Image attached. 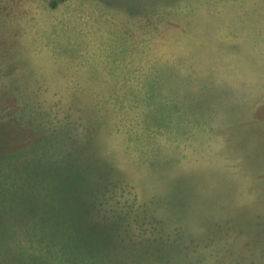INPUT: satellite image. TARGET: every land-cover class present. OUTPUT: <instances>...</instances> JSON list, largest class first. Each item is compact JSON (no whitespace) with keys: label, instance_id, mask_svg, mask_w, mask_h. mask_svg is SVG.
Here are the masks:
<instances>
[{"label":"rangeland","instance_id":"1","mask_svg":"<svg viewBox=\"0 0 264 264\" xmlns=\"http://www.w3.org/2000/svg\"><path fill=\"white\" fill-rule=\"evenodd\" d=\"M55 1L0 0V264H264V0Z\"/></svg>","mask_w":264,"mask_h":264},{"label":"trees","instance_id":"2","mask_svg":"<svg viewBox=\"0 0 264 264\" xmlns=\"http://www.w3.org/2000/svg\"><path fill=\"white\" fill-rule=\"evenodd\" d=\"M58 1H65V0H58ZM56 4H57V0L55 1V5ZM56 250L62 253L61 257L59 256L56 257L65 259L66 263L64 264H76L77 260L81 261V252L79 251L77 253H69L66 250V247H64L63 245H57ZM73 259L75 260L74 262L72 261ZM38 262H39V258L36 256L32 258V260L30 257H26V259L24 260V262H22V264H36Z\"/></svg>","mask_w":264,"mask_h":264}]
</instances>
